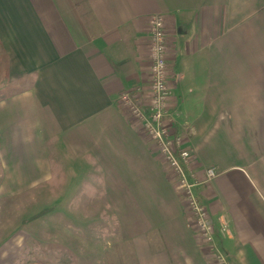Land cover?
Wrapping results in <instances>:
<instances>
[{"label": "crops", "instance_id": "1", "mask_svg": "<svg viewBox=\"0 0 264 264\" xmlns=\"http://www.w3.org/2000/svg\"><path fill=\"white\" fill-rule=\"evenodd\" d=\"M153 14L167 36L171 129L195 180L214 170L197 197L229 223L216 241L230 264H264V0H0L5 173L38 182L54 179L50 165H84L62 179L100 181L116 212L141 214L124 236L134 264H214L157 149L118 100L126 91L143 109L149 101ZM17 260L12 236L0 241V264H71Z\"/></svg>", "mask_w": 264, "mask_h": 264}, {"label": "rangeland", "instance_id": "2", "mask_svg": "<svg viewBox=\"0 0 264 264\" xmlns=\"http://www.w3.org/2000/svg\"><path fill=\"white\" fill-rule=\"evenodd\" d=\"M3 86L0 77V96L7 92ZM4 162L0 151V241L12 236V252L19 261L72 264L120 257L124 264H134L124 236L141 214L116 212L117 196H105L100 181L62 179L70 169L83 173L84 165H50L49 176L54 179L37 182L9 179ZM164 167L175 186L165 162ZM193 193L197 195L196 188ZM42 211L46 212L37 215Z\"/></svg>", "mask_w": 264, "mask_h": 264}, {"label": "built area", "instance_id": "3", "mask_svg": "<svg viewBox=\"0 0 264 264\" xmlns=\"http://www.w3.org/2000/svg\"><path fill=\"white\" fill-rule=\"evenodd\" d=\"M149 23V90L150 97L145 109L129 92L119 94L118 100L145 136L153 143L159 155L170 168L175 187L182 195L186 210L200 240L206 245L207 253L217 264H230L229 256L216 241L217 236L230 233L228 220L219 216L215 221L209 216L207 208L197 195L194 188L214 177L213 169L205 170V178L197 181L188 171L190 154L181 148V139L172 131L173 118L167 111L166 104L171 95L168 69L166 62V34L163 17L153 14Z\"/></svg>", "mask_w": 264, "mask_h": 264}, {"label": "trees", "instance_id": "4", "mask_svg": "<svg viewBox=\"0 0 264 264\" xmlns=\"http://www.w3.org/2000/svg\"><path fill=\"white\" fill-rule=\"evenodd\" d=\"M5 55H4V52L3 50L1 49L0 50V71L2 73V76L5 78L6 77V73H7V67H6V64H5ZM46 211H42L40 212L39 214L37 215H41V213H45ZM36 215V217H37Z\"/></svg>", "mask_w": 264, "mask_h": 264}]
</instances>
